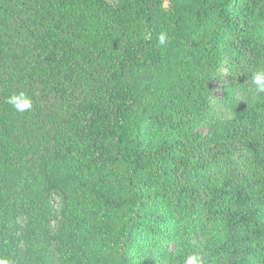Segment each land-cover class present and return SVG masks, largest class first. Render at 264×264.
<instances>
[{"label": "trees", "instance_id": "obj_1", "mask_svg": "<svg viewBox=\"0 0 264 264\" xmlns=\"http://www.w3.org/2000/svg\"><path fill=\"white\" fill-rule=\"evenodd\" d=\"M259 68L264 0H0V256L264 264Z\"/></svg>", "mask_w": 264, "mask_h": 264}, {"label": "rangeland", "instance_id": "obj_2", "mask_svg": "<svg viewBox=\"0 0 264 264\" xmlns=\"http://www.w3.org/2000/svg\"><path fill=\"white\" fill-rule=\"evenodd\" d=\"M107 1L113 3L114 0ZM224 71L225 69L223 68L222 72ZM213 85L215 93L218 94L225 87L226 80L222 76H217L213 81ZM219 112L224 117H228L231 114L230 109L225 106L220 107ZM27 173V169L24 170V176L27 175ZM17 195L21 198L22 192H17ZM21 204L22 201L17 200L13 209L10 230L12 231L15 250L10 257V260L13 261V264H38L30 257L32 244L29 235L26 232V216L20 207Z\"/></svg>", "mask_w": 264, "mask_h": 264}, {"label": "clouds", "instance_id": "obj_3", "mask_svg": "<svg viewBox=\"0 0 264 264\" xmlns=\"http://www.w3.org/2000/svg\"><path fill=\"white\" fill-rule=\"evenodd\" d=\"M158 42L161 45L166 44V35L161 34L158 37ZM251 82L255 86V92L257 94H264V68H259L252 74ZM5 102L18 113L31 111L33 108L31 97L23 90L10 94ZM0 264H13V261L0 256ZM184 264H204V260L198 252H194L185 257Z\"/></svg>", "mask_w": 264, "mask_h": 264}]
</instances>
